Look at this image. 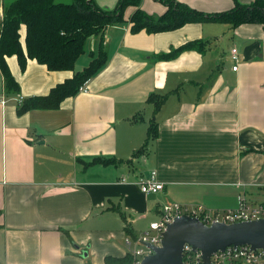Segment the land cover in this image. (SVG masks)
Listing matches in <instances>:
<instances>
[{
	"label": "crops",
	"instance_id": "obj_1",
	"mask_svg": "<svg viewBox=\"0 0 264 264\" xmlns=\"http://www.w3.org/2000/svg\"><path fill=\"white\" fill-rule=\"evenodd\" d=\"M119 1L95 0L104 10ZM177 1L212 15L256 2ZM141 3L152 16L167 11L157 0ZM136 10L90 39L74 71L30 59L22 69L7 57L17 83L9 90L0 69V264H133L135 242L165 206L227 212L243 198L264 202L263 25L203 21L135 33ZM3 22L0 0V32ZM195 42L204 49L162 58ZM102 48L107 63L87 92L22 110L82 73ZM152 95L167 96L159 110ZM154 120L158 136L148 142ZM153 172L164 188L144 194L139 183Z\"/></svg>",
	"mask_w": 264,
	"mask_h": 264
},
{
	"label": "trees",
	"instance_id": "obj_2",
	"mask_svg": "<svg viewBox=\"0 0 264 264\" xmlns=\"http://www.w3.org/2000/svg\"><path fill=\"white\" fill-rule=\"evenodd\" d=\"M142 0H120L113 10L100 8L95 0H4V22L0 32V69L9 90L17 89V83L6 62L16 56L22 69L28 59L35 60L51 71H74L77 61L85 54L90 39L103 37L112 25L125 22L127 8H137L129 23L132 31L145 30L151 34L170 32L188 23L217 21L234 28L243 24H261L264 27V0L253 4H238L227 13L206 14L177 0H157L167 7L165 14L152 16L141 8ZM25 28V48L21 31ZM185 49L203 50L202 42L188 43L185 47L162 56L171 59ZM90 65L72 80L55 88L47 97L31 99L22 110L31 108H57L67 96L79 92L86 81L91 80L107 63L104 48L92 54ZM167 96L152 95L148 101L159 110ZM148 142L157 138V122L152 121Z\"/></svg>",
	"mask_w": 264,
	"mask_h": 264
},
{
	"label": "built area",
	"instance_id": "obj_3",
	"mask_svg": "<svg viewBox=\"0 0 264 264\" xmlns=\"http://www.w3.org/2000/svg\"><path fill=\"white\" fill-rule=\"evenodd\" d=\"M231 59L239 63V55L237 49L231 52ZM238 69L234 66V71ZM90 80L80 87V92L88 91ZM143 193H157L164 188V184L156 179V172L149 177L143 178L140 183ZM163 215L158 222H154L150 226V231L143 234L135 243L136 249L133 252L134 263L140 264L148 255L153 254L147 245L161 247L162 234L168 227L175 223L176 218L193 217L205 223L208 226L213 224L226 223H245L248 221H260L264 219V202L261 204H252L245 198L241 199L236 209L227 212H213L202 206L185 207L179 204L168 205L163 207ZM127 244H131L130 240H126ZM184 264H203V254L201 251H195L192 246L184 247ZM212 264H264V251L254 250L251 246L228 247L225 251H219L212 257Z\"/></svg>",
	"mask_w": 264,
	"mask_h": 264
},
{
	"label": "water",
	"instance_id": "obj_4",
	"mask_svg": "<svg viewBox=\"0 0 264 264\" xmlns=\"http://www.w3.org/2000/svg\"><path fill=\"white\" fill-rule=\"evenodd\" d=\"M163 233L161 247L147 245L155 252L140 264H184V247L191 245L203 254V264H212V257L228 247L251 246L264 251V219L245 223L208 226L193 217L176 218Z\"/></svg>",
	"mask_w": 264,
	"mask_h": 264
},
{
	"label": "rangeland",
	"instance_id": "obj_5",
	"mask_svg": "<svg viewBox=\"0 0 264 264\" xmlns=\"http://www.w3.org/2000/svg\"><path fill=\"white\" fill-rule=\"evenodd\" d=\"M59 1H66V0H59Z\"/></svg>",
	"mask_w": 264,
	"mask_h": 264
}]
</instances>
